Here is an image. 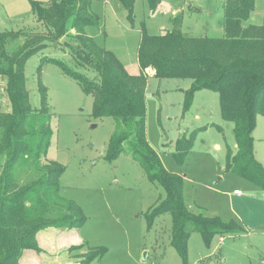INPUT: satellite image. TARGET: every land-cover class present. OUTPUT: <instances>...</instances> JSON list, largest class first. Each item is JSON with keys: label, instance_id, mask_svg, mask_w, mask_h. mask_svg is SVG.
Returning <instances> with one entry per match:
<instances>
[{"label": "rangeland", "instance_id": "1", "mask_svg": "<svg viewBox=\"0 0 264 264\" xmlns=\"http://www.w3.org/2000/svg\"><path fill=\"white\" fill-rule=\"evenodd\" d=\"M31 1L0 0V30H45L32 11ZM174 1L186 7L188 24L196 27L195 32H190L186 30L187 26L186 29L182 26L185 33L223 36L218 29L225 16V0L167 2ZM91 3L100 20L98 25L87 28L88 34L99 45L112 50L130 74H139L142 28L144 26L150 34L172 29L169 4L163 2L153 12L147 0H136L135 16L131 19L119 0H91ZM250 19L254 24L263 23L264 0H255ZM23 41V37L13 41L10 52ZM44 56L59 58L71 68L74 61L61 47L49 45L27 60L25 78L35 111L41 108L39 84L48 89L54 134L47 161L55 160L66 166L61 176L60 194L80 206L88 218L83 228L60 229L62 235L56 240L57 251H63L59 255L60 261L46 259L45 264H80L82 256L100 247L106 248L107 252L91 264H264V190L225 170L227 148L234 149L236 141L234 122L223 119L217 92L212 89L196 91L186 110L184 90L190 87L191 79L150 76L147 82V139L166 169L184 177L186 204L204 215L219 216L226 222L236 221L245 229L240 233L215 235L210 244L201 233L192 230L187 262L183 263L171 243V213L158 216L153 227L148 226L147 214L165 199V190L149 181L143 167L133 158L129 141L124 143V150L116 159H107L109 139L116 131L115 119L109 116L96 119L92 115L94 97L84 93L79 82L59 66L45 64L39 72ZM83 71L90 78L95 75L92 70ZM5 87L6 82L0 80V108L9 111L11 104ZM202 126L206 130L199 131L185 163L179 165L173 156L177 138ZM253 136L255 157L264 166V114H258ZM19 163L14 171L19 183L39 176L33 166L23 164L19 167ZM66 212V208L57 209L49 203L44 219L60 218ZM77 237L81 240H76ZM83 241L88 242L86 247L70 251L71 245ZM31 250L26 249L23 253ZM67 254L71 256L68 258L78 260L67 262ZM41 256L38 260L44 264ZM30 259L25 257V262Z\"/></svg>", "mask_w": 264, "mask_h": 264}, {"label": "trees", "instance_id": "2", "mask_svg": "<svg viewBox=\"0 0 264 264\" xmlns=\"http://www.w3.org/2000/svg\"><path fill=\"white\" fill-rule=\"evenodd\" d=\"M163 1L147 0L153 12ZM119 2L128 17L134 19L136 0ZM31 6L45 30H0V80L6 82L11 104L9 111L0 108V264H19L26 249L40 252L37 242L40 230L81 228L88 219L80 206L60 194L66 166L55 160L47 161L54 134L48 89L39 84L41 108L35 111L26 87L27 60L49 45L67 51L74 66L44 56L38 71L45 64L59 66L79 82L84 93L94 97L92 115L96 119L108 116L115 119L116 131L109 139L106 157L116 159L123 152L124 143H131L133 158L143 167L149 181L157 183L166 193L165 199L149 210L148 226L153 227L158 216L171 213V243L183 263L187 262L192 230L201 233L207 244L215 235L244 232L236 221L204 215L186 204L184 177L166 169L147 139L146 88L151 75L191 79L190 88L185 90L186 110L196 91L217 92L223 119L234 122L236 141L234 149L227 148L225 170L264 190V166L255 157L253 136L257 116L264 114V19L262 24L246 23L253 15L255 0H225V32L219 37L183 32V12L175 15L172 29L165 33L150 34L143 26L138 50L141 72L137 75L130 74L112 50L99 45L88 34L87 28L98 25L100 20L91 0H49L47 4L32 0ZM21 37L23 43L10 52V44ZM83 70L94 71V77L90 78ZM205 128L186 131L177 138L173 156L179 165L185 163L199 131ZM17 163L19 167L33 166L39 176L19 183L14 174ZM49 203L57 209L66 208L65 216L44 219ZM86 246H71L70 251ZM106 252V248L100 247L82 256L80 264H91Z\"/></svg>", "mask_w": 264, "mask_h": 264}, {"label": "crops", "instance_id": "3", "mask_svg": "<svg viewBox=\"0 0 264 264\" xmlns=\"http://www.w3.org/2000/svg\"><path fill=\"white\" fill-rule=\"evenodd\" d=\"M167 1L168 0H164L163 2H166L167 4H169L168 9L171 11L172 21H173V18L175 17L176 14H178L179 12H183V25L182 26L184 28L187 26V29L185 28L186 30H188L190 32H195L194 30L196 29V27H192V25H190L191 23L188 24V21L186 19V14L184 11L186 9V7L185 6L181 7V5L178 4V2H176V1H174V2H167ZM163 2L158 6V8L162 6ZM246 23L254 24L253 21H251V19H249L248 22H246ZM190 28H191V30H190ZM218 31L224 35L225 29H224L223 22L219 26ZM152 77H154V76H152ZM1 83H3V80H1ZM191 84H192V82L190 83V86H191ZM181 89L184 90V88H181ZM185 90H187V89H185ZM49 151H50V149H49ZM48 155H49V152H48ZM235 192L237 193L238 191L235 190ZM83 226H82V228H83ZM46 229H50L49 232L43 233L42 231L45 229H42L37 233V242H38L39 247L41 248V252H37V251L31 250V249H27V250H31V252L23 253L21 258H20L19 264H40V261L38 260V257L40 254L42 255L41 258H43L44 264L46 262V259H51V260L53 259L54 262L60 261L59 255H62L63 251H61V252L57 251L56 240L61 237L62 234L60 232V229H63V228L49 227ZM76 240H81V238L77 237ZM85 241H83L80 244H73L71 246H76V245L79 246V245L87 244L88 242H85ZM25 257H31L32 259L25 262ZM68 257H71V256L68 254L66 255V261L67 262L70 261L72 263V261L75 262V260H78V258H76V257H74V258H68Z\"/></svg>", "mask_w": 264, "mask_h": 264}]
</instances>
